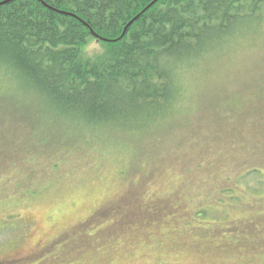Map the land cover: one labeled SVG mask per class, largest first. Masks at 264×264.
<instances>
[{"label": "rangeland", "instance_id": "374dc122", "mask_svg": "<svg viewBox=\"0 0 264 264\" xmlns=\"http://www.w3.org/2000/svg\"><path fill=\"white\" fill-rule=\"evenodd\" d=\"M232 38L187 74L183 116L127 146L39 140L0 73V264H264V17Z\"/></svg>", "mask_w": 264, "mask_h": 264}, {"label": "trees", "instance_id": "16d2710c", "mask_svg": "<svg viewBox=\"0 0 264 264\" xmlns=\"http://www.w3.org/2000/svg\"><path fill=\"white\" fill-rule=\"evenodd\" d=\"M4 1L0 73L23 90L24 120L48 126L43 142L75 125L127 146L182 117L187 74L264 17V0Z\"/></svg>", "mask_w": 264, "mask_h": 264}, {"label": "water", "instance_id": "95a60500", "mask_svg": "<svg viewBox=\"0 0 264 264\" xmlns=\"http://www.w3.org/2000/svg\"><path fill=\"white\" fill-rule=\"evenodd\" d=\"M7 1H9V0H6V1H4V2H7Z\"/></svg>", "mask_w": 264, "mask_h": 264}]
</instances>
